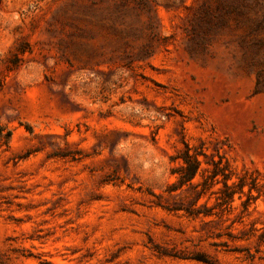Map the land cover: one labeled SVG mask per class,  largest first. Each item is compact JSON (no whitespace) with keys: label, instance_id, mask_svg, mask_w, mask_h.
<instances>
[{"label":"rangeland","instance_id":"obj_1","mask_svg":"<svg viewBox=\"0 0 264 264\" xmlns=\"http://www.w3.org/2000/svg\"><path fill=\"white\" fill-rule=\"evenodd\" d=\"M0 264H264V0H0Z\"/></svg>","mask_w":264,"mask_h":264},{"label":"trees","instance_id":"obj_2","mask_svg":"<svg viewBox=\"0 0 264 264\" xmlns=\"http://www.w3.org/2000/svg\"><path fill=\"white\" fill-rule=\"evenodd\" d=\"M11 137L10 130L6 133V140ZM204 158L208 157L203 150H197L188 144H184V147L178 151L177 154L171 157V161L181 160L182 164L171 169V173L176 176L174 182L168 184L165 188V192L173 197L182 199L183 187L186 185L192 190V198L188 203L182 200H178L174 205H163L157 202L159 206L168 211H183L185 214L191 217L209 216L212 212L205 204L197 205V202L201 196L204 195L206 190L214 184L221 183L222 189H220V199L225 198L227 201H231V171L227 161H223V157L219 156V159H208L205 162L212 164V168H201V161L199 156ZM197 174H200L203 178L201 182L194 183L193 179ZM180 192L174 194L176 191ZM155 195V194H154ZM158 199L161 197L160 194L155 195Z\"/></svg>","mask_w":264,"mask_h":264}]
</instances>
